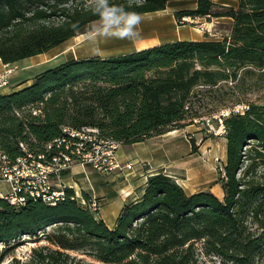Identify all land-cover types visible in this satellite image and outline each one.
I'll return each mask as SVG.
<instances>
[{
	"label": "trees",
	"instance_id": "obj_1",
	"mask_svg": "<svg viewBox=\"0 0 264 264\" xmlns=\"http://www.w3.org/2000/svg\"><path fill=\"white\" fill-rule=\"evenodd\" d=\"M169 1L113 0L141 15ZM235 1L236 8L215 12L213 0H196L195 9L174 13L180 25L184 17L230 18L231 35L221 41L71 59L0 94V169L1 156L15 162L26 154L20 143L28 153L47 154L64 128L96 129L101 138L131 145L196 124L207 116L194 108L201 90L246 67L264 71V0ZM96 20L88 0H0V60L16 66L82 35ZM245 105L223 118L221 199L208 190L187 194L157 173L110 229L89 209V197L83 194L82 205L69 187L54 205L0 197V257L29 237L43 242L31 264H264V104ZM189 141L196 152L195 138Z\"/></svg>",
	"mask_w": 264,
	"mask_h": 264
},
{
	"label": "crops",
	"instance_id": "obj_2",
	"mask_svg": "<svg viewBox=\"0 0 264 264\" xmlns=\"http://www.w3.org/2000/svg\"><path fill=\"white\" fill-rule=\"evenodd\" d=\"M173 1H169L162 11L142 14L147 18L145 23L140 25V38L133 42V48L127 51L104 56L100 54L85 55L81 49L77 48L76 36L46 53L27 58V61L30 62L24 68L30 70L58 62L60 59L65 62L91 56L103 58L117 56L174 41L210 40L203 37V33L194 28L186 25L178 26L174 17V13L177 11L195 9L196 0H187L191 3L186 6L172 4ZM229 1L233 2V6L235 3L234 8L237 7L235 0ZM141 45L145 46L141 47ZM4 65L0 60V73L4 71ZM34 77H24L16 83L10 84L11 88L0 92V94H8L22 89L29 85ZM193 126L172 130L131 145L120 144L117 148V157L122 165L121 170L103 174L95 171L89 165L75 164L68 173H63L60 177L53 179L55 188L59 186L72 188L80 204L84 200L83 194H86L89 199L95 200L99 205L98 217L110 229L114 227L122 207L138 200L143 193L147 178L157 173H164L176 181L181 180L180 186L187 194L208 190L221 199L223 192L218 182L219 175L216 176L211 163L213 153L212 150H208L210 143H207L208 140H203V135L202 138H198L200 129L193 128ZM189 137H194L196 140V152L191 149ZM127 163H132L130 169L124 167ZM0 187V192H3L7 186Z\"/></svg>",
	"mask_w": 264,
	"mask_h": 264
},
{
	"label": "built area",
	"instance_id": "obj_3",
	"mask_svg": "<svg viewBox=\"0 0 264 264\" xmlns=\"http://www.w3.org/2000/svg\"><path fill=\"white\" fill-rule=\"evenodd\" d=\"M185 19V18H182ZM0 73V91L9 87V77L13 68L4 65ZM247 106L231 108L220 112L216 116H203L196 123L204 126L207 134L218 136L224 133L223 118L231 113H243ZM60 136L46 145L47 154L28 153L26 147L20 143L21 149L26 152L22 157L10 162L1 156L3 165L0 169V184H6L9 192L0 197L11 203L22 204L27 198H39L51 205L63 197V186L55 188L53 179L69 171L73 165H89L95 171L108 174L121 170L122 165L117 157L119 143L98 136V130L83 128L82 130L63 129ZM190 138V137H189ZM132 167V163L124 166ZM220 173H224L220 168ZM85 205V201H81ZM92 212H97L99 205L93 199L88 204Z\"/></svg>",
	"mask_w": 264,
	"mask_h": 264
},
{
	"label": "rangeland",
	"instance_id": "obj_4",
	"mask_svg": "<svg viewBox=\"0 0 264 264\" xmlns=\"http://www.w3.org/2000/svg\"><path fill=\"white\" fill-rule=\"evenodd\" d=\"M128 1L133 2L134 0ZM213 2L215 4V12H223L228 8L235 7V3L233 6V2L229 0H213ZM190 3L191 2L187 0H177L172 2V4L183 6ZM145 16L146 15L142 16V25L145 23V19L147 18ZM182 23L183 24L181 25L194 28L195 30L203 33V37L215 41H221L226 37H230L233 25V21L228 17H204L198 19L185 18L182 19ZM177 25L180 26V23L177 22ZM83 40V34L80 36L78 35L75 39L77 42V48L81 49L85 55L100 54L101 56H104L127 51L133 48V42L113 39L103 41L100 45L99 51H93L88 45L83 43ZM143 46L145 45H141V47ZM63 61L64 60L60 59L58 62H53L49 65L27 70L24 66L30 61L24 59L21 62H18L16 66H10L13 68L14 73L9 77V87L7 89L11 88L10 84L12 85L24 77H34L47 69L55 67ZM247 103L264 104V71L253 67H246L240 70L235 79L221 81L218 86L214 88L208 87L201 90L197 98L194 100V108L197 110L199 115L216 116L222 111L236 107H243ZM193 128H199L201 130L200 133L196 132L200 135L198 138H202L203 135V140H208L207 143H210L208 150H212L213 153L211 163L217 174L216 176H218L220 174L219 170L221 165L225 161V139L221 137L222 134L218 136L207 134L204 130V126L198 123L194 124ZM209 138H211L210 141ZM177 183L180 185L181 180L178 179ZM0 186H7L3 192L1 191L3 196L6 195L9 192L8 185L0 184ZM49 230L50 229H48V231ZM39 244H43V242L38 243L35 239L29 237L21 238L14 246L11 247L7 254L0 257V264H31L30 257L32 250L37 248ZM2 248L3 246L1 245L0 253ZM79 258H81V256L76 257V259ZM210 264H218V262L212 261Z\"/></svg>",
	"mask_w": 264,
	"mask_h": 264
},
{
	"label": "clouds",
	"instance_id": "obj_5",
	"mask_svg": "<svg viewBox=\"0 0 264 264\" xmlns=\"http://www.w3.org/2000/svg\"><path fill=\"white\" fill-rule=\"evenodd\" d=\"M91 13L97 17L83 33V43L93 51H99L100 45L107 40L135 42L140 38V25L143 17L113 0H88Z\"/></svg>",
	"mask_w": 264,
	"mask_h": 264
}]
</instances>
